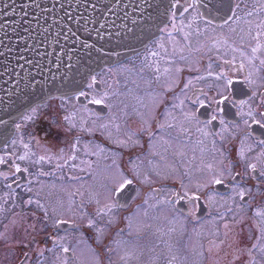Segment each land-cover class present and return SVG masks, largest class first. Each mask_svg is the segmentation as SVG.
<instances>
[{
	"label": "flooded vegetation",
	"instance_id": "obj_1",
	"mask_svg": "<svg viewBox=\"0 0 264 264\" xmlns=\"http://www.w3.org/2000/svg\"><path fill=\"white\" fill-rule=\"evenodd\" d=\"M151 40L139 52L89 77L78 94L32 106L17 122L13 137L0 148V185L8 197L21 199L20 227L14 234L20 240L30 236L32 242L25 240L19 248L8 249L9 255L0 248V264H39L43 257L57 260L49 255L50 247L62 248L65 258L74 263L75 244L70 236L94 231L88 222L92 218L103 226L100 241L88 240L96 264H166L186 243L185 227L204 225L213 208L210 198L228 203L220 207L217 226H223L222 233L216 240L209 237L211 247L231 245L230 261L244 264L243 241L248 238L244 230L249 225L255 236L248 257L253 256V245L264 230V0H169ZM153 44L163 48L161 58L152 56L155 63L160 59L165 68L172 65L174 69L163 82L167 86L150 91L161 93L163 100L149 122L139 115L147 106L143 102L132 113L140 119L135 125L119 123L122 133L124 127L132 132L125 142L95 132L94 144L105 152L95 154L87 145L80 152L84 166L77 168L75 150L86 145L83 135L90 133L81 128L84 132L76 136L74 130L60 127L63 121L49 119L51 114L59 119L57 111L65 114L66 102L72 100L94 118H106L108 106L93 103L92 95L85 97L87 90L104 72L136 64ZM145 96L133 97L139 102ZM33 111L39 116L28 120ZM186 117H194L201 128L187 129ZM108 123L104 122L102 132ZM19 133H23L21 151L29 166L19 164L9 151ZM95 156L103 159L97 175L93 173L98 170ZM108 164L116 170L113 176ZM91 193L94 199L111 203L114 213L97 219L92 212L101 208ZM235 205L246 211L248 220L241 213L234 216ZM152 207L170 210V216L165 213L168 222L159 218L147 224L145 231L132 232L146 219L140 211L148 208L151 213ZM230 223L237 225L239 234ZM130 252L133 256L128 260Z\"/></svg>",
	"mask_w": 264,
	"mask_h": 264
},
{
	"label": "water",
	"instance_id": "obj_2",
	"mask_svg": "<svg viewBox=\"0 0 264 264\" xmlns=\"http://www.w3.org/2000/svg\"><path fill=\"white\" fill-rule=\"evenodd\" d=\"M168 1L0 0V147L29 108L139 52Z\"/></svg>",
	"mask_w": 264,
	"mask_h": 264
},
{
	"label": "rangeland",
	"instance_id": "obj_3",
	"mask_svg": "<svg viewBox=\"0 0 264 264\" xmlns=\"http://www.w3.org/2000/svg\"><path fill=\"white\" fill-rule=\"evenodd\" d=\"M154 39V35L151 34L148 42L150 40ZM151 40V41H152ZM147 42V43H148ZM178 42V41H177ZM164 45V44H162ZM180 43L177 44V49L179 50ZM163 48L153 44L151 47H149L146 52L136 61L135 63H130V68H124V70H121L120 67L116 68L115 70L111 72H104L99 76L98 80H95L93 82L92 89H88L85 97H89V95H92L93 100H99L104 102L108 106V116L105 118H94L90 114L84 112V110H79L77 106H75L74 101L69 100L66 102L65 107L67 110H63L65 114H61L57 111V113L61 116L59 119L57 116H55L54 113L51 114L53 116V121H63L61 123L60 127H65L70 130H74L77 132L76 136H79L81 132H84L81 128H87L86 131H88L90 134H84V137L86 140L83 141L86 145H81L78 147L77 151L75 150V155L77 159L74 163L77 162V168L82 169L85 163L82 161V157L80 156L84 149H88L87 145L90 144V148L93 149L91 151H94L95 154H104L105 149H101L99 146L95 145L94 142H96V139L92 136L95 132L99 131L102 135H107L110 137H115L116 139H122L123 142H125V139H129L131 137L132 132L129 131L127 128L124 127V131L122 133L121 128H119V123L123 125V123H127L128 126L135 125V122L139 121L140 119L136 116H133L132 113L137 109L138 107H142L143 102L145 105H147L144 108V111L142 112L141 118L143 120L149 122L156 106L159 102L163 100V97L161 93H150L151 90L155 89L158 91V89H163L164 86H167L166 83L164 85V81L166 79V76L170 75V73L174 72V69L172 65H169L165 68L163 61L158 59L155 63L152 56H157L161 58V52ZM174 51H171L170 55L173 56ZM196 66H193L192 68H195ZM165 68V69H164ZM191 68V67H190ZM210 73V72H209ZM101 84L104 87V90L102 91ZM95 89L99 90L100 93L95 91ZM102 91V92H101ZM159 92V91H158ZM146 94L145 97L139 102L134 100L133 96L139 97L140 95ZM76 95V94H74ZM73 96V95H71ZM70 97V96H66ZM53 99V98H50ZM88 99V98H87ZM60 102V101H59ZM93 102V101H92ZM58 103L55 101L52 105H56ZM79 104V102H78ZM49 109L43 110V112L48 111ZM35 114H29L28 120H34L35 117H38L40 113L36 115ZM188 110L185 114H187ZM40 119V118H39ZM38 120V118H37ZM135 121V122H134ZM87 123L84 125L83 123ZM104 122L108 123L109 128L105 130L104 132L101 131V129H104ZM32 125L29 124V127ZM185 125L187 126V129L195 132L198 128L197 123L194 119V117H186ZM126 126V125H124ZM28 127V126H27ZM22 128V127H21ZM23 133H20L16 136V139L14 141V145L12 146L9 151L12 154V158L17 161L19 164H26L29 166L31 163L26 160L25 157L22 156L21 151V145L23 142ZM31 137V135H28ZM147 139V138H144ZM88 140V141H87ZM90 141V143H88ZM70 152H73L72 150ZM78 152V153H76ZM74 153V152H73ZM109 157V155H108ZM97 160V172L93 171L95 175L101 170L103 159L102 156H95ZM210 164V163H208ZM211 165V164H210ZM94 168H86L85 170H91ZM110 171L111 176H113L116 173V170L114 167L109 166L108 164V173ZM116 176V175H115ZM97 177V176H96ZM144 178V177H143ZM114 180V177L112 178ZM80 182L78 183V185ZM89 186H93L88 183ZM99 185V183H98ZM94 187V186H93ZM195 187V186H193ZM110 194V193H109ZM90 197L92 200H95L97 204L100 205V210H93L92 214L95 215V217L98 219L99 217L106 219V215L113 214L114 213V207L111 205V203L107 202L105 199L102 200H96L94 193L90 194ZM9 198V200H7ZM42 197H39L40 199ZM232 199V198H231ZM16 200L15 198L11 199L8 197L6 190L4 192L3 188L0 185V248H3V253L9 255L8 249H16L19 248L23 243L26 241L32 242L30 236H27L25 240H20L23 238H18V235H15L14 230H19V224H20V211H21V199L18 198ZM211 204L213 206L211 213L207 216V219H205L204 225H197L195 227H191V224H188L186 228L188 235L184 237L186 243L183 244L179 248V253H176L177 255H174L170 258V261L166 264H237L236 262H231L233 253H229L231 249V245H226V247L222 248H212L211 244L212 242H209V237H216L214 240L219 239L221 236L220 228L222 229V225H218L217 220L219 219V211H221L220 207L226 206L228 203H225L223 201L218 202L213 198H210ZM38 206L42 207L43 204L38 201ZM47 206V204H46ZM232 209H234V216L235 214L241 213L244 216V219L248 220V216L245 215L246 211L242 209V207L239 206H232ZM138 209H136L135 213ZM151 213L148 211V208H145L140 211L139 215L146 217V219L139 224H137L133 231L142 232L145 231V226L149 223H153L154 221H158L159 218L162 219V222H168L165 218L166 208L161 207H152ZM198 210V209H197ZM196 210V212H197ZM170 210L167 211V215L169 214ZM13 214L16 216L13 217ZM103 216V217H102ZM170 216V215H168ZM232 215H229L228 218H231ZM175 218L170 219L172 222ZM243 220V219H242ZM170 221V222H171ZM183 221V220H182ZM88 222H90L92 229L94 231H91L89 234H81V232H75L72 233L70 236V241H73V244L75 246L73 247L74 254H76L75 262L68 261L65 256L63 255V249H57L50 247L51 251L49 252V255L57 257V260H50L47 257H43L42 261L39 262V264H50L53 261H58L59 264H96L94 262L96 256L94 255L93 251H91L88 247V240H98L100 241V232L101 228L103 227L100 225V223H97L96 220L90 219ZM99 222V221H98ZM107 222V221H106ZM108 221V223H110ZM238 224V223H237ZM158 226V225H157ZM160 228V226H158ZM166 227V226H165ZM230 227L234 228L240 233V231L237 229V225L234 226L233 223H230ZM228 225V228H230ZM168 228V227H166ZM184 229V228H183ZM189 229V230H188ZM247 231L244 230V232H247L250 234V236L246 233V236L248 237L246 239V242L243 241L244 248H247V251L243 249V255H241V258L244 260V264H264V230L263 234L257 239V242L253 245L255 246L253 250V256H249V246L253 243V236L254 233L252 231L251 226H246ZM173 236L176 234V231L174 230V233L172 232ZM24 237V236H21ZM72 238V239H71ZM204 242V243H203ZM249 242V243H248ZM64 244H68V241L66 239H63ZM203 243V245H202ZM188 244V247H187ZM209 246L211 248L210 250H205L206 246ZM132 246L137 250V246L135 244H132ZM192 253H191V252ZM121 258L124 257V249L121 251ZM208 254V256H207ZM132 253L128 254V260H131ZM146 257V256H144ZM208 257V259H207ZM208 260V261H207ZM243 262V261H242Z\"/></svg>",
	"mask_w": 264,
	"mask_h": 264
},
{
	"label": "snow or ice",
	"instance_id": "obj_4",
	"mask_svg": "<svg viewBox=\"0 0 264 264\" xmlns=\"http://www.w3.org/2000/svg\"><path fill=\"white\" fill-rule=\"evenodd\" d=\"M255 50L256 49H253V51H255ZM93 103H100V101L99 100H94ZM249 115H251V113H249ZM213 119H215V117H213ZM254 122L255 123H259V121H254ZM0 162H2V161H0ZM250 167H252L254 169L255 168V165H250ZM262 175H264V173H262ZM215 182L216 183H220V180H216ZM128 183H130V181Z\"/></svg>",
	"mask_w": 264,
	"mask_h": 264
}]
</instances>
